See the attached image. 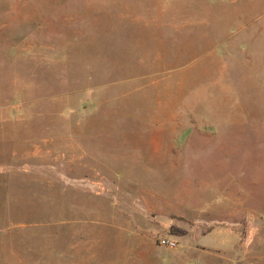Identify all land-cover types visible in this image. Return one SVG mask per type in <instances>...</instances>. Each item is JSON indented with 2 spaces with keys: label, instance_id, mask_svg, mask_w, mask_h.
Returning <instances> with one entry per match:
<instances>
[{
  "label": "rangeland",
  "instance_id": "374dc122",
  "mask_svg": "<svg viewBox=\"0 0 264 264\" xmlns=\"http://www.w3.org/2000/svg\"><path fill=\"white\" fill-rule=\"evenodd\" d=\"M0 172L1 264H264V0H0Z\"/></svg>",
  "mask_w": 264,
  "mask_h": 264
},
{
  "label": "crops",
  "instance_id": "0c3cea01",
  "mask_svg": "<svg viewBox=\"0 0 264 264\" xmlns=\"http://www.w3.org/2000/svg\"><path fill=\"white\" fill-rule=\"evenodd\" d=\"M4 179L5 181L7 180V173H2L0 172V180ZM6 184V183H5ZM2 184H0L1 187ZM4 190L6 191V187H3ZM0 194H1V189H0ZM65 254H66V250H65ZM0 264H1V260H0ZM69 264H71V262H69Z\"/></svg>",
  "mask_w": 264,
  "mask_h": 264
},
{
  "label": "built area",
  "instance_id": "2783aa9c",
  "mask_svg": "<svg viewBox=\"0 0 264 264\" xmlns=\"http://www.w3.org/2000/svg\"><path fill=\"white\" fill-rule=\"evenodd\" d=\"M161 243L163 245H168V246H174L175 245L173 242H169V241H166V240H162Z\"/></svg>",
  "mask_w": 264,
  "mask_h": 264
}]
</instances>
